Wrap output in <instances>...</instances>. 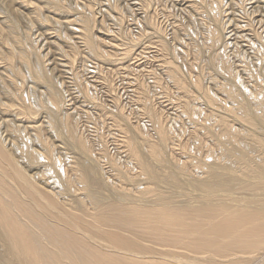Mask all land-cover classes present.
Listing matches in <instances>:
<instances>
[{"label": "bare ground", "instance_id": "obj_1", "mask_svg": "<svg viewBox=\"0 0 264 264\" xmlns=\"http://www.w3.org/2000/svg\"><path fill=\"white\" fill-rule=\"evenodd\" d=\"M104 1L0 0V264H264V0Z\"/></svg>", "mask_w": 264, "mask_h": 264}, {"label": "rangeland", "instance_id": "obj_2", "mask_svg": "<svg viewBox=\"0 0 264 264\" xmlns=\"http://www.w3.org/2000/svg\"><path fill=\"white\" fill-rule=\"evenodd\" d=\"M101 1H103L104 3H105V1L104 0H101ZM104 9H106L107 7L105 6V5H103L102 6ZM161 8V7H160ZM159 8V9H160ZM103 9V10H104ZM158 9V10H159ZM127 12V14H129V15H127V14H124V13H126ZM159 11H161V10H159ZM113 15H115L116 13H112ZM123 14H124V23H123V27L125 28V32L126 33H128V30L127 29H131V27L129 26L130 25V23H132V21H130V20H132L131 18H132V11L130 10V9H126V10H124V12H123ZM131 17V18H130ZM241 18V17H240ZM105 19H106V26H107V28L109 27V29H110V27L112 28V30L114 29V27H117L116 25L113 27V25H114V21L111 19V17L109 18H107V16L105 17ZM108 19V20H107ZM129 20V21H128ZM128 24V25H127ZM130 27V28H129ZM133 28V27H132ZM237 31L238 32H241V33H243L242 31H241V29H237ZM126 33H125V35H126ZM240 40H242V38H240ZM119 42H121V41H119ZM154 48H151V50H153ZM91 58V57H90ZM89 57H86V59L84 60V61H87V63L86 62H83V61H81L80 63L78 62V65H80L81 67H77V66H75V68H76V71L78 72V71H80L79 73H80V77H81V75L83 76L82 78H83V80H85V79H87L86 77H89V76H91V73H93L92 75H94L95 74V71L97 70V72H98V69H99V67H101L102 69H103V72H102V77L101 78H97L96 79V82H94V83H92L91 82V84H94L95 85V88H92V89H95L94 90V92L96 91V93H95V95H97L98 96V98H99V100L98 101H100V102H102L103 100H104V102H102L103 104L105 103H107L106 104V106L107 105H109V102L108 101H110V99H111V95H112V86H115V91H114V93H117L118 92V96L120 95L121 96V100L123 101V103H127V108H126V110L128 111L129 110V108H130V105H131V108H133V110L130 108V113H131V115H134L133 117H135L136 115L138 116V117H140L141 118V120L140 121H143L146 117V114H145V116H142V112H140V111H142V110H140V109H138V108H140V105H138V103H137V100H138V93H134V91L132 90L133 88H134V86H135V84L134 83H136V81H135V79L133 78V76H130V74L129 73H127L126 71V73H127V75H128V77L130 76V78H128L126 75H124V74H126L125 72H124V69H122V67H121V69H120V71H116V70H119L118 69V66H116V65H109V64H104L103 66H99L98 65V63L99 62H96L97 60L96 59H94V58H92V59H90ZM89 59V60H88ZM94 60V61H93ZM96 60V61H95ZM90 61H93V62H91L92 64H91V66H94V67H90V69H88V67L87 66H89V64H90ZM89 62V63H88ZM96 62V63H95ZM102 64H103V62H101ZM86 64V65H85ZM94 64V65H93ZM96 64V65H95ZM83 65H84V67H83ZM106 65V66H105ZM148 66H149V64H148ZM155 66V65H154ZM82 67H83V69H82ZM105 67V68H104ZM110 67H112L113 68V70H112V72H111V70L109 71V69L108 68H110ZM88 70H87V69ZM96 68V69H95ZM114 68H115V70H114ZM80 69V70H79ZM106 69V70H105ZM108 69V70H107ZM82 70V71H81ZM101 70V69H100ZM99 70V71H100ZM88 71V72H87ZM90 71V72H89ZM113 71L115 72V73H113ZM209 71V72H208ZM77 72H75V73H77ZM120 72V73H119ZM204 72H205V77L207 78V77H212L213 76V73H212V75L210 74L212 71L211 70H209V68L207 69V67L205 68V70H204ZM78 73V74H79ZM85 73L88 75V76H86L85 75ZM208 73L210 74V75H208ZM68 76H72V74H67ZM123 75L126 77H123ZM208 75V76H207ZM243 75V77L245 78L246 77V75L245 74H242ZM148 78H149V85L151 84L152 85V82H150L151 81V79L152 78H150V76H147ZM125 78V79H124ZM128 79L130 80V82H132V83H129L128 82ZM246 80H247V77L245 78ZM99 80V81H98ZM248 80H249V78H248ZM247 80V81H248ZM97 81H98V83H97ZM113 81V82H112ZM111 82V83H110ZM113 84V85H112ZM134 84V85H133ZM69 85H70V83H69ZM107 85L109 86V87H107ZM132 85V86H131ZM150 85V86H151ZM73 88V87H72ZM98 88V89H97ZM132 88V89H131ZM91 89V88H90ZM97 89V90H96ZM129 89H131V90H129ZM152 89V88H151ZM129 90V91H128ZM72 91H73V93H74V97H76V99L75 98H73V101L72 102H74V106H76L78 109H80V110H88L89 112L91 111V114L89 115V117L88 118H86L87 116H85V114H86V111H85V113H84V116L83 115H81V118H80V115H78V113L76 114L77 116H78V118L80 119V123L82 124V125H87V126H89V129H90V131L93 129V127L95 126V124L94 123H92V122H102L101 120H99V119H97L96 118V113L95 112H97L96 111V109H100L101 108V110H103V108L101 107V106H96V105H93V104H90L89 105V102L88 101H86V99L85 98H83L82 97V95L81 94H79V92H76V90L75 89H72ZM133 93V94H135V95H133V94H131V93ZM81 95V96H80ZM163 95H165V94H163ZM220 95V94H219ZM138 96V97H137ZM102 98V99H101ZM101 99V100H100ZM137 99V100H136ZM75 100V101H74ZM163 100H165V97H164V99ZM139 101V100H138ZM135 102L137 103V104H135ZM129 103V104H128ZM135 104V105H134ZM129 105V106H128ZM133 106V107H132ZM85 107V108H84ZM93 107V108H92ZM95 107H97V108H95ZM136 107V110L134 109ZM138 107V108H137ZM87 108V109H86ZM176 108V107H175ZM76 109V108H75ZM138 109V110H137ZM77 110V109H76ZM79 110V111H80ZM95 110V112H93ZM100 110V115H101V113H102V115H104L103 117H105V118H107V117H110V115H111V112H112V108H109L108 106H107V112H106V110H103L104 111V114H103V112ZM132 110V111H131ZM135 111V112H134ZM169 111H171V113H172V111H173V108H171V109H169ZM106 112V113H105ZM133 112V113H132ZM141 113V114H139V113ZM138 113V114H137ZM101 115V116H102ZM82 117H84V118H82ZM102 117V119L105 121V120H107V121H105V122H112L111 121V119H104ZM143 117V118H142ZM145 117V118H144ZM170 118V117H169ZM78 119V120H79ZM82 119V120H81ZM134 119H137L136 117L134 118ZM84 120H87V121H85L84 122ZM146 120V119H145ZM82 121V122H81ZM186 121H188V119L186 118V117H184V125H186V124H188V122H186ZM186 122V123H185ZM89 124V125H88ZM191 125H193L192 123H190ZM190 125V126H191ZM92 126V127H91ZM83 127V126H82ZM186 127V126H185ZM184 127V129L185 130H187L188 129V127H189V124H188V126L185 128ZM184 129H183V131L181 132L182 133V138L183 139H185L184 141H186L187 139H188V133L185 131L184 132ZM89 131V132H90ZM105 134H108V136L109 137H113V135H109V134H111V131H112V129H110V127L108 126V124H106V128H105ZM117 132V131H116ZM91 133H93L92 131H91ZM121 133V132H120ZM183 134L185 135V137H183ZM107 136V135H106ZM107 136V138L108 139H110V141L112 140L111 138H109ZM204 137V136H203ZM120 138H121V136H120ZM208 140L206 139L205 140V142H207ZM121 142V141H120ZM208 143V142H207ZM188 148H189V150H188ZM188 148H186V155L189 153V151H190V153L192 154V155H195L196 154V152L198 151V148L196 147L195 149H193L192 148V144H189L188 145ZM127 149H128V147L127 146H125L123 143H121L120 144V155H121V158H119V162L121 163V165L122 166H124V165H127V163H128V165H129V169H128V172H129V174H119L118 175V178H117V180H118V183H122V185H124V186H126V185H128V186H133V185H136V183H139V182H135V183H133V182H131V179L134 177V176H136V175H139L137 172H136V170H140V167H139V164H138V168L137 167H133V163H131V159H132V157L130 156V154L128 153L129 152V150L127 151ZM126 150V151H125ZM178 157H182V158H185L184 156H178ZM133 160V159H132ZM134 162H136L135 160H133ZM107 166H108V164H107ZM124 168V167H123ZM126 168L127 167H125L124 169L126 170ZM134 168H136V170L134 169ZM130 176H131V178H130ZM140 177H141V175H140ZM125 179H127L126 180V182H125ZM144 180H141L140 182H143Z\"/></svg>", "mask_w": 264, "mask_h": 264}]
</instances>
